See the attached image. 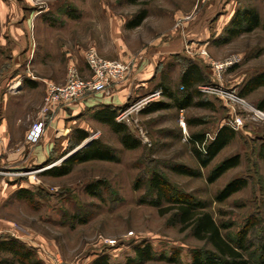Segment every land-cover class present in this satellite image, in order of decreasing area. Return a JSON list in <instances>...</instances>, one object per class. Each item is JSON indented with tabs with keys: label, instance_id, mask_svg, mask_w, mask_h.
I'll use <instances>...</instances> for the list:
<instances>
[{
	"label": "rangeland",
	"instance_id": "obj_1",
	"mask_svg": "<svg viewBox=\"0 0 264 264\" xmlns=\"http://www.w3.org/2000/svg\"><path fill=\"white\" fill-rule=\"evenodd\" d=\"M246 6H255L264 22V0H0V101L8 91L14 93L18 88L9 83L13 76L21 73L23 81L32 75L30 72L38 71L36 58L58 61L53 70L59 74L67 73L71 62L89 74L85 53L90 46L104 57L110 54L114 55L110 58H118L116 54L124 52L139 61L144 49L164 33L163 42L181 38L184 46L183 51L162 62L158 78L147 93L132 94L117 107V120L128 125L141 146L125 148L108 124L92 116L93 108L71 111V131L67 132L71 137L66 148L74 143L75 129L83 128L90 136L81 146L97 138L116 151L119 161L80 163L62 177L45 173L50 163L23 168L0 162V239L21 240L45 264H58V259L92 264L99 255H105L111 264H125L135 257L134 247L144 243L152 246L156 258L143 264H192L194 250H213V246L194 236L191 226L183 228L172 218V211L162 214L143 201L153 196L148 179L158 170L176 191L205 202L203 211L213 216L228 241L238 242L242 231L248 229L241 251L249 264H263L264 158L260 148L264 145V120H255L251 114L252 109H261L264 86L248 96L240 91L250 77L264 72V29L258 27L228 43L219 42L234 12ZM142 9H147V18L140 26L128 28V22ZM234 54L240 61L218 80L212 60ZM189 61L198 62L207 76L205 83L198 85L200 99L207 104L180 108L160 92L163 87L159 88L164 81L178 97H184L181 73ZM221 90L231 91L247 103L230 101ZM198 100L196 97L194 101ZM17 101L11 96L5 113L2 111L10 124ZM160 101L169 106L146 112ZM181 109L186 126H182ZM23 115L25 110L20 112ZM236 117L243 124L233 129ZM48 120L52 115L46 117ZM223 126L236 132L234 138L207 167H201L194 153L200 144L191 141L192 135L205 134L209 143ZM75 150L61 159L69 158ZM234 156L239 157V164L210 182L211 170ZM175 164L201 174L176 172L172 169ZM235 178L247 179V186L226 200H216L219 190ZM100 180L95 194L88 192L87 186ZM20 188L30 190L33 200L20 198L16 194ZM161 254L178 259H157ZM0 264L20 263L10 253L0 251Z\"/></svg>",
	"mask_w": 264,
	"mask_h": 264
},
{
	"label": "trees",
	"instance_id": "obj_2",
	"mask_svg": "<svg viewBox=\"0 0 264 264\" xmlns=\"http://www.w3.org/2000/svg\"><path fill=\"white\" fill-rule=\"evenodd\" d=\"M141 0H130L131 3H137ZM148 16L147 9H142L136 16L128 22V28H135L142 24ZM262 27L264 29V22H262L259 11L255 6H246L238 8L231 17L227 27L224 30L219 42L222 44L228 43L234 38L244 33H249ZM206 74L198 62L189 61L181 73L182 87L185 88L184 97H178L165 82H161V87L164 91L162 94L173 100L180 108H186L192 104L198 106H205V100L200 99L202 96L198 91V85L205 83ZM264 86V72L250 77L241 88L240 94L248 96L251 92ZM198 97V101H194ZM169 103L157 102L152 107L147 109V113L154 112L166 108ZM259 107L264 109V99L259 103ZM92 116L99 122L108 124L120 137L122 145L127 149H135L141 146V141L134 136L128 125L117 120L118 108L106 104L100 108L94 109ZM191 124V123H190ZM235 131L228 127H221L213 139L207 144L205 134L194 133L191 141L200 144L199 148L194 149L196 158L201 167H207L210 162L219 154V152L231 141L235 136ZM89 132L83 128H76L74 132V143L70 148L64 151L62 156L58 158H51L46 163H56L60 158L66 157L72 150H75L69 158L61 161L58 165H53L48 168L45 173L50 176L62 177L70 174L75 165L92 161H119L120 158L116 151L108 145L101 142V140L94 138L85 145L81 144L84 140L89 138ZM81 146L80 148H78ZM260 155L264 158V145L260 148ZM239 157L234 156L225 158L217 166H215L209 176L210 182L216 181L228 169L239 164ZM45 165H50L46 164ZM172 169L176 172L198 176L201 174L191 167L183 164H175ZM149 187L153 192V196L149 199H143L144 202L157 207L162 214L172 211V218L182 223L184 226H191L194 236L199 239L206 240L213 246V250H194L192 252V264H249V260L242 253L244 240L247 236V230L242 231L240 240L228 241L222 234L220 226L215 222L213 216L203 209L206 208L204 201L194 199L191 196L180 193L175 190L170 180L160 171L154 170L149 176ZM92 183L87 186L88 192L95 194V191L100 188V184ZM247 179L235 178L230 180L222 189L219 190L216 200L223 201L229 198L234 193L247 186ZM16 194L20 198H27L33 200V195L30 190L20 188ZM165 202H167L165 205ZM0 251L10 253L15 260L20 264H45L42 259L37 257L33 248L21 240L13 237H4L0 239ZM135 257H130L125 264H143L144 262L156 258L152 246L149 243L139 244L134 247ZM264 258V242L262 244V254ZM160 260H167L170 262L177 261V256H168L161 254L157 257ZM92 264H111L105 255H99ZM264 264V262H263Z\"/></svg>",
	"mask_w": 264,
	"mask_h": 264
},
{
	"label": "crops",
	"instance_id": "obj_3",
	"mask_svg": "<svg viewBox=\"0 0 264 264\" xmlns=\"http://www.w3.org/2000/svg\"><path fill=\"white\" fill-rule=\"evenodd\" d=\"M165 34L166 33L162 34L160 38L152 43L153 45L147 46L144 49L145 53L140 61L136 60L133 55L124 52H118L116 54L118 58H110L114 56L110 54L105 57L102 56L108 59H120L132 63L130 75L121 83L110 87L107 91L92 93L74 103L58 106L53 113L49 114L52 115V120H48L44 125L39 141L37 143H31L27 140V134L33 124L41 120L42 116L39 112V107L46 93V82L53 81L61 84V81L64 80L63 82H65L67 77V73H65L64 70V74L54 72V66L58 61L52 58L50 61L45 57L36 58L35 63H38L36 64V69L38 71L36 73L35 71L30 72L32 75L28 74L30 77L24 79V82L22 80L20 81L21 73L13 76L9 83H14L18 88L14 93L13 91H8L10 93H6L5 96L1 97L0 162L23 168L44 165L49 159L53 157L58 158L59 155H62L63 151L66 150V142L69 141L71 137L69 133H67L71 131L73 116L71 111L83 108L97 109L106 104L119 107L124 104L132 94L147 93L149 85L158 78L162 62L170 55L180 53L184 48L181 38L163 42ZM47 62H49L48 65H46ZM31 63L32 61H30V64ZM28 68L31 69L30 65ZM80 70L82 76H89L90 73L86 74L85 69ZM14 88L13 86V88L10 89ZM22 94L24 95L22 96ZM11 96H16L18 98V107L16 109V115L12 117V123L10 124L9 117L6 114H2V111L5 113ZM24 110L26 111V115L22 117L20 116V112H24ZM68 123L70 125H68ZM5 153L6 155L3 158L2 155ZM60 160L62 159L60 158Z\"/></svg>",
	"mask_w": 264,
	"mask_h": 264
},
{
	"label": "built area",
	"instance_id": "obj_4",
	"mask_svg": "<svg viewBox=\"0 0 264 264\" xmlns=\"http://www.w3.org/2000/svg\"><path fill=\"white\" fill-rule=\"evenodd\" d=\"M85 58L90 73L89 76H82L79 66L71 62L68 66L67 77L64 83L59 84L53 81L46 82V93L41 107L42 117L41 120L33 124L32 128L28 132L27 140L29 142L37 143L39 141L44 129L46 117H48L50 113H53L58 106L74 103L75 101L92 93L107 91L113 85L121 83L125 80L131 71L132 63H128L120 59L104 58L100 55L95 46H90L86 50ZM239 61L240 56L235 54L221 61L212 60L216 78L218 80H222L223 73ZM221 92L230 101L247 103L243 97L238 96L231 91L221 90ZM252 110L251 117L253 119L264 120L263 110L257 108ZM183 112L184 109H181L182 126H186ZM242 124V119L240 117H236L232 120L231 127L233 129H238ZM115 242L116 240H111L110 243ZM57 262L58 264H73L63 262L61 259H58Z\"/></svg>",
	"mask_w": 264,
	"mask_h": 264
}]
</instances>
